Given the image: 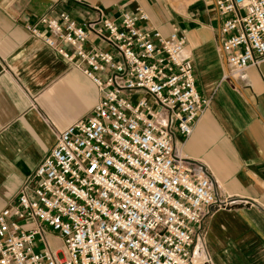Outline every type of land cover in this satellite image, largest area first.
Here are the masks:
<instances>
[{
	"label": "built area",
	"instance_id": "1",
	"mask_svg": "<svg viewBox=\"0 0 264 264\" xmlns=\"http://www.w3.org/2000/svg\"><path fill=\"white\" fill-rule=\"evenodd\" d=\"M213 2L229 68L223 77L237 78L264 60V0ZM97 12L82 24L60 13L27 27L100 99L57 133L1 210L0 264H211L199 227L209 208L226 203L207 169L180 156L171 133L172 125L189 138L209 106L182 57L185 37L154 29L139 6L115 20ZM90 36L111 51L87 52Z\"/></svg>",
	"mask_w": 264,
	"mask_h": 264
},
{
	"label": "crops",
	"instance_id": "2",
	"mask_svg": "<svg viewBox=\"0 0 264 264\" xmlns=\"http://www.w3.org/2000/svg\"><path fill=\"white\" fill-rule=\"evenodd\" d=\"M157 0H2L0 2V212L54 146L56 135L85 118L100 94L79 70L61 60L42 39L27 31L41 17L68 14L78 24L98 10L111 20L140 7L163 35L185 37L183 58L192 62L197 88L209 99L189 138L171 125L182 158L207 169L214 195L226 205L211 207L199 227L211 264H264V60L239 77L221 51L213 0H196L175 16ZM43 32V26H38ZM71 51L68 46L64 47ZM111 51L90 36L84 46ZM35 182L30 186L35 187Z\"/></svg>",
	"mask_w": 264,
	"mask_h": 264
},
{
	"label": "rangeland",
	"instance_id": "3",
	"mask_svg": "<svg viewBox=\"0 0 264 264\" xmlns=\"http://www.w3.org/2000/svg\"><path fill=\"white\" fill-rule=\"evenodd\" d=\"M195 2L196 0H157L158 3L157 7L165 11L167 14H171L172 16H175V12L181 13L186 9H191L192 6H194ZM55 241H53V243L57 247L60 242L57 240Z\"/></svg>",
	"mask_w": 264,
	"mask_h": 264
}]
</instances>
